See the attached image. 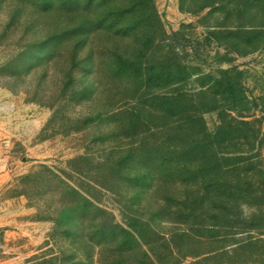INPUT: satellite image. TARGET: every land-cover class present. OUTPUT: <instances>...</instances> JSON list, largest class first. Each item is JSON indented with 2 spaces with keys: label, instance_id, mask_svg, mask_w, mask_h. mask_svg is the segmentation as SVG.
Masks as SVG:
<instances>
[{
  "label": "rangeland",
  "instance_id": "rangeland-1",
  "mask_svg": "<svg viewBox=\"0 0 264 264\" xmlns=\"http://www.w3.org/2000/svg\"><path fill=\"white\" fill-rule=\"evenodd\" d=\"M136 1L141 8L131 23L142 27V32H129L128 28L120 34L116 29L128 20L114 31L104 30L98 23L99 15L93 9L100 15L111 12L104 3L88 6L83 14L70 0L50 6H41L36 0L0 4V264H54V257L62 252L67 264L117 263L113 260L116 249L90 241L89 230L82 238L56 232L54 219L68 209L63 202L64 185L52 181L53 172L72 178L76 187L81 185L91 193L120 223L125 215L150 217L161 212L154 223L156 235H146L147 241L157 243L126 254L131 264H148L147 253L161 264H264L260 254L264 229L247 228L250 219L244 218L242 206L226 220L215 217L217 213L205 205L202 217L186 222L181 218L184 213L170 216L172 208L160 210L165 204L182 207L186 186L174 194L162 187L140 195L124 180L132 165L125 164L127 172L119 173L123 178L119 174L111 178L110 170L104 168L107 159L121 162L128 157V151L146 137L143 131L156 124L155 119L151 124L144 121L139 134L133 127H117L122 119L118 114L123 112L149 119L141 112L152 90L111 71L108 63L121 58L150 65L145 53L165 30L168 37L177 32L195 45L179 51L181 59L191 65L184 82L190 93L212 87L223 72L238 79L246 95L239 110L255 122L256 130L252 145L245 150L253 149V163L264 170V0ZM124 6H132V1ZM146 14L153 17L145 20ZM72 28H77L73 40L43 50L54 35L67 38ZM91 61L95 63L92 67ZM198 98L200 108L210 109L204 118L214 131L222 110H213L210 99L204 107L208 99ZM153 136L161 138L160 134ZM166 138L173 140L172 135ZM85 155L91 161L80 160L77 166L84 172H75L70 161ZM261 181L264 184V172ZM177 193L182 197H174ZM260 203L264 204V197ZM242 205L256 208V202ZM254 215L261 217L258 223L263 225L264 215L257 210L250 218ZM218 221L221 225L211 228ZM250 237L261 241L252 251L240 249ZM169 248L173 254L168 253Z\"/></svg>",
  "mask_w": 264,
  "mask_h": 264
},
{
  "label": "trees",
  "instance_id": "trees-1",
  "mask_svg": "<svg viewBox=\"0 0 264 264\" xmlns=\"http://www.w3.org/2000/svg\"><path fill=\"white\" fill-rule=\"evenodd\" d=\"M6 1L8 0H0V4ZM17 1L28 3L32 0ZM55 1L59 0H36L41 6H50ZM130 1H132V6H124V2ZM70 2L73 7L78 6L79 14H83L82 11L85 12L88 6L96 7L104 3V6L111 9V12L100 15L96 13V9H93L94 14L99 15L98 23L103 25L104 30L107 28L109 31H114L116 26H123L121 23L123 20H128L127 25L116 29L118 34L121 30L128 28H130L129 32H142V27L131 23L132 19L138 18V8H141V4L136 0H90L85 3H81L80 0H70ZM152 5L154 8V4ZM153 8L151 11L154 10ZM154 13L158 17L156 10ZM144 16L145 20L153 17L152 14ZM89 18L92 21L95 20L94 17L89 16ZM77 28L70 29L67 38L54 35L47 41L48 45H45L43 50L56 49L63 45L66 39L69 43L76 37L75 29L77 31ZM193 46H195L193 42L179 33L174 32L168 37V33L163 30L160 38L155 39L150 45V52L145 53L144 57L152 61L150 65H144L145 61L144 63L143 61L131 63L121 58L119 61L113 60L108 63L111 71L116 70L122 73L123 77L152 90L148 94L150 99L145 102L141 112V114L150 116L149 119L143 115L127 116L123 112L118 114L122 119L117 127L119 129L133 127L137 133L146 120L151 124V120L155 119L156 124L143 131V136L146 135V137L141 139L138 147L135 146L128 151L130 154L124 158L125 160L119 162L115 161L116 159H107L104 168L110 170L111 178H114L119 173H123V169L127 172L125 164L132 165L133 173H130V169L124 180L129 182L130 186L135 187L140 195L162 187H166L169 193L174 194L177 188L186 186L185 197L187 196V199L182 198V207L177 203L173 206L165 204V207L160 208L164 212L172 208L170 216L180 212L184 213L181 218H184L182 220L186 222L193 217H202L200 213L206 208L205 205H207V210L217 213L215 217L222 216L226 220H231L233 211L240 208L242 204L256 202V210L263 216L264 204L260 203V200L264 197V184L260 182V179L264 170L253 163L251 156L253 149L245 150L246 146L252 145L255 139L252 133L256 130L253 128L255 122L249 120L248 115H242L239 110L246 102L242 85L238 79L223 72L221 78L217 79L212 87L202 89L198 93H190L184 87V82L191 65L186 63L185 59H181L179 51L181 48L187 49ZM40 56L41 59L44 58ZM90 64L92 67L95 63L91 61ZM198 97L208 99L207 103H203L202 106H207L211 100L212 104H215L213 110H222L221 121L214 131L209 129L204 118V113L210 109L204 111V108H200L201 103ZM220 101L222 105H218ZM136 133L134 135L139 134ZM148 133L151 135L147 136ZM155 134H160L161 138L153 136ZM166 135H172L173 140H168ZM80 160H87L88 163L91 161L88 155L70 161V165L77 173L84 172L77 166ZM56 180L64 185L63 202L68 209V211L59 213L54 219L56 232L58 231L60 235L79 237L89 230L90 241L100 247L116 249L113 256L116 264H131L126 261V254L132 253L136 248L151 246L150 244L154 247L157 243L147 241V236L156 235L154 223L161 215L160 211L150 217L139 214L125 215L123 223H120L113 213L98 204L91 193L81 185L76 187L72 178L68 176L64 178L62 174L53 172L52 181ZM93 182L109 189L103 183L95 180ZM170 186L171 189H169ZM178 195L180 194L177 193L174 197L179 198ZM248 220L251 227L247 228L264 229V223L263 225L258 223V220L262 221L261 217L254 215V218H248ZM220 225L218 221L212 224L211 228L214 229ZM230 227H234L232 222ZM260 241L261 239L250 237L240 249H251L252 251L253 246ZM239 251V249L235 250L236 254ZM168 253L173 254L172 248H169ZM260 254L264 255V251ZM60 255L54 257V264H67L65 254L62 252ZM146 257L148 264H161L149 253ZM73 262V264L79 263ZM91 262L94 264V261Z\"/></svg>",
  "mask_w": 264,
  "mask_h": 264
},
{
  "label": "clouds",
  "instance_id": "clouds-1",
  "mask_svg": "<svg viewBox=\"0 0 264 264\" xmlns=\"http://www.w3.org/2000/svg\"><path fill=\"white\" fill-rule=\"evenodd\" d=\"M242 207L245 209V216H244V218H250L252 212H255L256 211V208H255L254 205L253 206L242 205Z\"/></svg>",
  "mask_w": 264,
  "mask_h": 264
}]
</instances>
